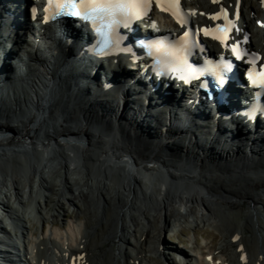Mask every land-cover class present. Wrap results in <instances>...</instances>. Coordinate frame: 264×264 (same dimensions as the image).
Wrapping results in <instances>:
<instances>
[{"label": "bare ground", "instance_id": "1", "mask_svg": "<svg viewBox=\"0 0 264 264\" xmlns=\"http://www.w3.org/2000/svg\"><path fill=\"white\" fill-rule=\"evenodd\" d=\"M13 2L7 4L13 5ZM190 4L207 12L214 7L211 0H190ZM256 9L264 19V9ZM3 13L5 10H0V37L3 28L6 30L12 24L11 16L6 17ZM37 23L41 26L40 21ZM242 23L249 25L244 15ZM44 29L42 37L29 34L22 47L14 45L17 51L11 50L16 53L13 71L7 78L12 85H1L5 91L0 93L1 104L14 99L21 107L28 100H36L34 121L43 126L53 124L48 127L46 138L39 137L41 134L35 138L40 146L36 151L38 164L33 172L28 171L22 176L12 163L19 165L20 161L15 159L19 157L25 166L29 164L22 153L33 142L31 127L19 122L10 124L11 119L7 122V115L0 111V169L2 166L5 169V174L0 173V264L17 263L12 240L21 248L24 240L29 241V234L25 233L26 218L29 220L34 212L35 198L31 201L30 196L36 192L37 185L40 190L37 199L42 209H48L55 201L57 216L66 211L67 205L74 207L73 213L77 216L72 217L73 223L67 227L68 236L62 234V226L53 223L51 235L32 239L33 251L25 252L26 263L40 264L42 258L49 256L54 259V264H65L66 258H74L73 264H109L99 259L91 261V255L97 257L105 241L100 239L101 244L99 241L96 246L84 241L89 221L81 209V201L89 197L91 191L88 190L96 181L100 183L97 187L99 199L107 203L114 201L118 212L111 231L114 246L123 253L118 264H163L153 262L152 252L160 254L163 249H171L158 242L166 229L173 231L183 220L196 225L201 222L214 225L222 212L243 211L251 214L249 218L252 219L245 218L243 224L238 222L233 229L220 233L221 242L216 243L212 251L204 252L202 257L199 255L200 258V251L195 247L199 258L195 257L196 262L238 264L241 255L237 254L236 248L241 247L243 256H249L247 264H264V133H254V139L251 136L245 142H232L230 147L226 133L221 129L218 134L213 133L204 126L210 123V118L204 124L193 120L194 131L186 122L189 118L185 119L190 116L191 109L185 108L186 113L181 115L182 103L177 109L169 107V112L154 113L152 108L147 109L149 94L139 91L135 84H129V80L123 86L103 93L102 81L86 84L77 74V67L84 66L73 59L76 54L73 48L65 47V36L60 38L48 33V25ZM261 46L264 49V45ZM133 63L128 59L121 65L113 59L109 62L108 73L113 75L122 71L120 74L125 76L126 65ZM134 64L140 72L141 66ZM92 69L86 67L85 71L90 74ZM59 94L71 98L69 114L58 111L59 105L53 103ZM149 116L157 119L162 127L149 122ZM4 155L11 157L6 156V160ZM99 168L105 173L101 179L96 173ZM54 171L60 180L50 179ZM58 189L62 193L54 198ZM112 193L116 196L111 197ZM37 213L40 219L42 210ZM12 225L14 233L9 229ZM19 233H24L23 238ZM239 233L242 234L240 243L233 240L235 235L240 237ZM180 253L189 256L186 251ZM209 254L214 255V260L208 258ZM160 259L169 264L166 257Z\"/></svg>", "mask_w": 264, "mask_h": 264}, {"label": "rangeland", "instance_id": "2", "mask_svg": "<svg viewBox=\"0 0 264 264\" xmlns=\"http://www.w3.org/2000/svg\"><path fill=\"white\" fill-rule=\"evenodd\" d=\"M256 2H259V4H260V0H258ZM251 3L253 6L250 9V12H253V14L257 12L256 8L260 7V5L255 4L254 2H252V0H245L244 11L246 14H247V11L249 9V5ZM52 94H55V93H52ZM62 95L63 94H59L57 96V98L54 99L55 101H53V103H57L59 105L57 108L58 111L61 110L62 113L65 112L64 114H69L68 111L70 110V106H71V103L69 100L71 98L67 97L66 95L65 96H62ZM15 102H16L15 100L10 101L7 99L2 104L0 103V111L3 110L5 112V115H7V119H6L7 122L9 119H11L9 121V122H11L10 124L15 123V122H19L23 125H27L28 128L31 127L30 133H31L33 142H30V146L27 148L26 151H24L22 153V157L27 159L29 164L27 166H25L22 158L19 159V157H16L13 155V157H16L15 158L16 160L20 161V164L15 165L16 163H12V165H14L15 168H18L21 171V174L23 176V175H27L26 173L28 171H30V173L33 172L35 167H36V164H38V161H39V156L37 155L36 151L39 149L40 146H38L36 144L37 141L35 138H38L39 134H41L39 137L46 138L47 137V129H48V127H51L52 126L51 124H53V123H47L46 125L43 126V125L34 121V118H35L34 109L37 107V101L36 100H33V101L28 100L27 103L22 105L21 107H19L17 105V103H15ZM21 108H22V110H21ZM15 110H18V111L16 112ZM48 110H49V108H48ZM16 113H18L20 115L21 114H24V115L22 118L17 119V117L20 115H17ZM46 114H48V113H46ZM35 130H37V131H35ZM51 131H54V130L51 129ZM105 141H107V140L105 139ZM228 142H229L230 147H232L233 146V145H231L232 142L229 139H228ZM75 148H77V146H75ZM58 149L59 148H57V151H58ZM249 150L250 149L248 148V151ZM252 150L254 152V148H252ZM1 156L3 157V155H1ZM6 156L4 155V158H6ZM10 157L11 156H7V158H10ZM7 158H6V160H7ZM207 162L209 163V161H207ZM1 169H0L1 170L0 173L5 174V169L3 166L1 167ZM102 170L103 169H100V168L96 169L98 179L103 178V176L105 175V173H103ZM111 171H113V170H111ZM51 176H52L50 178L51 180H56L58 178L56 171H54V174H52ZM58 180H60V179L58 178ZM59 183H61V182L59 181ZM98 185L100 186V183H99V181H96L95 185L91 186V188L88 190V191H91L89 197L87 199L81 201V205H82L81 209H83V211L86 212V214H87L86 216H88V221H89L88 227L86 228L87 229L86 235H85L86 237H85L84 241L87 244L93 243L94 246H96L99 243L100 239L105 241V243H102V244L100 241L101 251L100 252L98 251V254H97L100 257H98L97 255H96L97 257H95L94 255H91L92 256L91 257L92 262H96L99 259V260L104 261V262L109 263V264H118V261L120 263V260H121L119 258H121L123 253L120 254L118 249H117L118 246L117 245L114 246V243H113L114 239H113L112 234H111V231H112L113 227L115 226L117 219H118V212L114 208V201L107 203V202H104V201L99 199V196L97 193V189H98L97 187H99ZM108 187L110 188V186H108ZM36 189H37L36 192L33 193L32 196H30L31 201L33 198H35V199H33V201L36 203V205H35V209H34L35 214H34V212H32L33 215L31 214V217H29L30 219L27 220L28 218H26V221L28 222L27 223L28 227L25 230V233L29 234L27 237L29 238V240H32V239L35 240L36 238H40L39 236H42V233H43L42 227L46 226L49 229L52 230V228H53V230H54V226H52L53 223L59 225L60 227L62 226L61 228H64L62 233H65L66 230L69 228L68 226H70L71 223H73L72 217L77 216L73 213L75 210L74 207L67 205L66 211H62V214L57 216L56 215L57 214V207H56V204L54 203L55 201H53L50 203L48 209L45 208V210H44V209H42V207L39 204L38 199H37V197L40 196V190L38 188V185H37ZM92 191H94V192H92ZM56 192H57V195L54 196V198H57L58 194L62 193L59 189ZM150 193H151V195H153L154 192L151 191ZM150 193L148 195H150ZM114 196H116V193L111 194V197H114ZM141 196L144 197L143 195H141ZM44 206H45V204H43V207ZM214 207H217V206H214ZM50 208H51L50 212L47 211ZM39 209H40V211L42 210V214H41L42 217L40 219L38 218V215H37L38 214L37 212ZM78 211L76 210L75 212L78 213ZM79 213H80V211H79ZM240 213L225 214L222 212L220 214L219 219H218L219 220L218 223L214 224V225H211L208 223L205 224L203 222H201L200 225H196L193 223L186 222L185 220L178 222L176 225V228L173 231H169L166 229L162 234H160V237L158 238L159 244L164 245V246L166 245L165 247H167V248L171 247V249H169V250L163 249L162 253H160V254L157 252L156 253L152 252V256L154 257L153 262H160L161 261V263L163 262V264H166V262L164 260L160 259V258L166 257V260L169 261V264H191V262L193 260H191L190 258H192V257L198 258L199 255L203 256L204 252L208 253V252L212 251V248L216 245V243L221 242L220 233H222L223 231L233 229V226H235V224H237L238 222H241V224H243L244 221H242V220L245 218H247L248 220L252 219V218H249L251 216V214H248L245 211H243V213L242 212H240ZM43 220H44V222H43ZM107 231H109V232H107ZM14 232H15V230H13V233ZM239 234H241V233H239ZM207 235H208V237H207ZM217 236H219L218 240L215 241L214 239H215V237L217 238ZM95 237H96V239H95ZM241 237H242V234L240 235V237H239V235H235L233 240L240 243L239 241H242ZM196 240H198V241H196ZM195 242H197V243H195ZM195 247H196L197 251L198 250L200 251V253L198 254V257H197L198 252L195 251ZM238 250H239V252H238ZM181 251H186L189 256L183 255L182 253H180ZM206 251H208V252H206ZM236 252H237V254L239 253L238 255H241V257L239 259H237V260H239V261H237V263L238 264H247V262L249 260V258H248L249 256L248 255H246L247 257L243 256L242 248L237 247ZM114 258H116V259H114ZM220 258H222V257H220ZM69 261L71 262V260L66 258L64 262L66 264H71ZM0 262H2L1 259H0ZM53 262H54V259L52 257L49 258V256H48V258H47V256H45L44 259L42 258V260L40 261V264H54L55 262L54 263ZM242 262H244V263H242ZM72 263H74V262L72 261ZM147 264H149V263H147ZM155 264H157V263H155Z\"/></svg>", "mask_w": 264, "mask_h": 264}, {"label": "snow or ice", "instance_id": "3", "mask_svg": "<svg viewBox=\"0 0 264 264\" xmlns=\"http://www.w3.org/2000/svg\"><path fill=\"white\" fill-rule=\"evenodd\" d=\"M158 4L163 6L165 4L174 8L179 4V0H156ZM264 2V0H262ZM151 3V0H135L134 3L128 2V0H93L92 6L90 8H85L83 12L81 11L77 0H64L63 4L58 5L61 8H67L68 14L73 16H83L84 20H90L93 25H96L97 21L99 20V26L95 27V32L99 34L101 37V49L109 46L114 45L119 47V40L117 38L116 28L123 24L127 27L133 19H135V15L133 14L134 8H139L142 4L147 5ZM52 4V0H49V7L45 8V12H50V7ZM163 10L168 11L171 10L170 8H163ZM32 12L35 14L37 10L35 8L32 9ZM173 15H177V13L173 10ZM50 17L46 15L44 19L47 21ZM54 18V17H53ZM209 18L211 20H220L223 18L225 23L217 24L215 27H208L205 26L201 29V31L206 36H211L213 39L219 41L225 47H230L232 53L235 57L240 58L241 60L246 58V55L242 53L239 42L233 43L229 45L227 37L229 36L230 32L234 30L235 25L233 21L229 17L228 10L226 8H221L219 12L209 14ZM179 22V18H178ZM189 32L185 31L183 33V37H188ZM187 41L182 40L181 48L186 46ZM181 49H178L179 51ZM259 59V56H254L253 60L249 61V65L246 70V75L248 80L253 85H259L264 87V63L256 64V60ZM184 69L187 71H195L192 66L188 65L185 61L183 65ZM217 67H223L225 70L231 68V63L226 62L221 58V64L217 65ZM220 83H223V78H220Z\"/></svg>", "mask_w": 264, "mask_h": 264}, {"label": "water", "instance_id": "4", "mask_svg": "<svg viewBox=\"0 0 264 264\" xmlns=\"http://www.w3.org/2000/svg\"><path fill=\"white\" fill-rule=\"evenodd\" d=\"M3 84H6V79L5 78H3V79H0V93H5V91H4V88H1V85H3ZM7 93V92H6ZM1 95H0V99H1ZM1 103V102H0Z\"/></svg>", "mask_w": 264, "mask_h": 264}]
</instances>
